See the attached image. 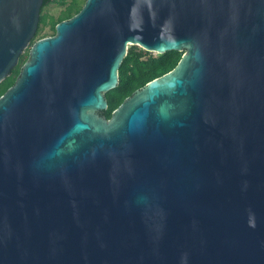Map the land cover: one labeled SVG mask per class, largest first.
<instances>
[{
    "label": "water",
    "instance_id": "95a60500",
    "mask_svg": "<svg viewBox=\"0 0 264 264\" xmlns=\"http://www.w3.org/2000/svg\"><path fill=\"white\" fill-rule=\"evenodd\" d=\"M45 0H0V83ZM186 50L113 111L129 45ZM0 264H264V0H86L0 97Z\"/></svg>",
    "mask_w": 264,
    "mask_h": 264
},
{
    "label": "trees",
    "instance_id": "16d2710c",
    "mask_svg": "<svg viewBox=\"0 0 264 264\" xmlns=\"http://www.w3.org/2000/svg\"><path fill=\"white\" fill-rule=\"evenodd\" d=\"M53 1L54 0H45L42 11L46 5ZM84 1L86 2V0H72L70 2H67V0H60L59 2L64 5L65 8L57 18L53 15L42 13L36 37L41 33L43 26L50 23L53 24L52 27L56 32V25L62 20L71 18L78 13L83 7ZM183 54L184 52L179 50L155 53L140 48L137 45L130 46L119 69V83L115 88L106 93L108 108L102 110L101 114L110 118L113 111L128 97L133 96L136 90L142 88L151 80L174 69L180 62ZM20 62L12 70L11 74L0 83V97L15 84L22 70Z\"/></svg>",
    "mask_w": 264,
    "mask_h": 264
},
{
    "label": "rangeland",
    "instance_id": "374dc122",
    "mask_svg": "<svg viewBox=\"0 0 264 264\" xmlns=\"http://www.w3.org/2000/svg\"><path fill=\"white\" fill-rule=\"evenodd\" d=\"M60 0H54L53 2H51L50 4L46 5L43 8L42 13L43 14H49V15H53L56 18L60 15V13L62 12V10L65 8L64 5H62L60 2ZM72 0H67V2H70ZM85 4V1L83 3V5ZM53 24H47L45 26H43V29L41 31V33L31 42L30 46L25 50V52L22 54V58H21V62H20V67H23L24 63L30 58V52H31V48L32 45L40 38L46 37V36H50V35H54L56 32L53 29ZM133 46L132 44L129 45ZM138 47L142 48L141 46L137 45ZM186 50H184L185 52ZM156 53V52H155Z\"/></svg>",
    "mask_w": 264,
    "mask_h": 264
}]
</instances>
